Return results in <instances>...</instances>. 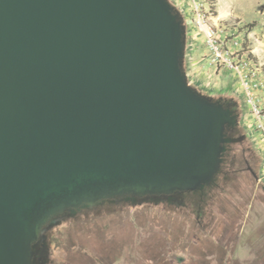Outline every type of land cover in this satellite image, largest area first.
Instances as JSON below:
<instances>
[{
	"label": "water",
	"instance_id": "water-1",
	"mask_svg": "<svg viewBox=\"0 0 264 264\" xmlns=\"http://www.w3.org/2000/svg\"><path fill=\"white\" fill-rule=\"evenodd\" d=\"M183 17L171 0H0V260L28 263L59 214L212 181L236 117L190 79Z\"/></svg>",
	"mask_w": 264,
	"mask_h": 264
},
{
	"label": "flooded vegetation",
	"instance_id": "flooded-vegetation-1",
	"mask_svg": "<svg viewBox=\"0 0 264 264\" xmlns=\"http://www.w3.org/2000/svg\"><path fill=\"white\" fill-rule=\"evenodd\" d=\"M211 98L236 117L212 181L161 199L108 198L59 214L28 263L0 264H264L262 155L234 99Z\"/></svg>",
	"mask_w": 264,
	"mask_h": 264
},
{
	"label": "rangeland",
	"instance_id": "rangeland-1",
	"mask_svg": "<svg viewBox=\"0 0 264 264\" xmlns=\"http://www.w3.org/2000/svg\"><path fill=\"white\" fill-rule=\"evenodd\" d=\"M171 1L182 10L189 27L186 69L190 79L202 92L213 96L232 93L242 99V122L262 155L261 175L264 179V130L255 128L256 117L244 104L234 72L222 65L216 66L205 33L200 31L188 5L182 6L187 0ZM200 5L207 11L206 22L222 45V51L235 52L234 60L239 56L243 61L261 67L264 76V0H201ZM260 107L261 117L258 119L264 125V101Z\"/></svg>",
	"mask_w": 264,
	"mask_h": 264
},
{
	"label": "built area",
	"instance_id": "built-area-1",
	"mask_svg": "<svg viewBox=\"0 0 264 264\" xmlns=\"http://www.w3.org/2000/svg\"><path fill=\"white\" fill-rule=\"evenodd\" d=\"M201 0H187L183 2L191 9V13L194 16V20L199 27L200 31L204 32L206 38L213 51L215 64L222 65L226 69H231L234 72L235 78L237 79V89L243 96L244 104L249 108L252 115L256 117L254 124L255 128L264 130L263 124H261V101L264 95V76L261 72V67L243 61L237 56L235 58V52H223L222 45L218 43V39L215 37L213 30L210 29L206 22L207 11L203 9V5H200ZM237 55V54H236ZM261 100V101H260Z\"/></svg>",
	"mask_w": 264,
	"mask_h": 264
},
{
	"label": "trees",
	"instance_id": "trees-1",
	"mask_svg": "<svg viewBox=\"0 0 264 264\" xmlns=\"http://www.w3.org/2000/svg\"><path fill=\"white\" fill-rule=\"evenodd\" d=\"M223 94L226 96H230L234 99L235 106H236V108H238L239 113H241L242 112V108H241L242 99L240 97H237L235 94H232V93H223ZM220 95H222V94H220ZM208 96H210V94H208ZM215 96H219V95H215Z\"/></svg>",
	"mask_w": 264,
	"mask_h": 264
}]
</instances>
